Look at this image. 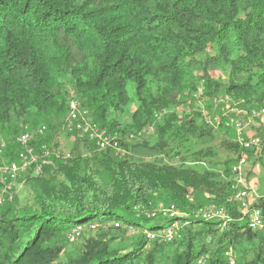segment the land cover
<instances>
[{
    "label": "trees",
    "instance_id": "1",
    "mask_svg": "<svg viewBox=\"0 0 264 264\" xmlns=\"http://www.w3.org/2000/svg\"><path fill=\"white\" fill-rule=\"evenodd\" d=\"M72 90L119 150L62 128ZM195 94L208 109L227 97L232 112L180 113ZM262 108L264 0H0V164L18 161L26 132L38 158L10 189L0 180V264H228L227 250L264 264V232L234 198L243 150L225 124L244 114L264 137L251 115ZM60 134L76 141L66 155ZM257 166L254 155L246 183ZM209 205L225 217L204 216Z\"/></svg>",
    "mask_w": 264,
    "mask_h": 264
},
{
    "label": "built area",
    "instance_id": "2",
    "mask_svg": "<svg viewBox=\"0 0 264 264\" xmlns=\"http://www.w3.org/2000/svg\"><path fill=\"white\" fill-rule=\"evenodd\" d=\"M68 110L67 116L62 122V128L67 132H76L79 136H86L90 140L96 142L97 147L102 150L106 147H111L115 151L119 150V142L114 136H109L104 128L97 126L92 118L91 113L88 109L81 107L79 100L75 97L72 91L68 94ZM221 102H229V98L219 99ZM216 101V100H215ZM254 115L264 116V108L260 109L258 112H252ZM249 118V116H248ZM227 126H232L235 131L236 141L243 150V152L238 157L237 161L232 164L231 173H233V179H235L234 184V198L238 201L239 206L243 212L247 215L246 221L247 226L253 231L264 232V202L260 206H254L258 199L261 198V194L257 192L256 188L252 185H248L244 178V168L249 162L250 157L256 155L257 157L264 160V137L261 135H256L252 131L246 130L249 126L250 121H241L233 116H230L228 120H225ZM45 128L42 126L39 129V133H43ZM32 139V134L26 132L18 135L15 139V143L19 144L20 149L17 152L18 161L4 162L3 165L0 164V180L5 182L6 189H10V185L18 180V177L25 171V169L34 161H37V157L34 153L33 145L30 143ZM7 144L5 140L0 137V162L3 161V153L5 151ZM43 155L46 156L48 151L45 146H42ZM251 153V155L249 154ZM250 155V156H249ZM37 167L36 169H38ZM21 182H19L18 187H21ZM2 203L0 196V204ZM172 207L163 210V215L171 213ZM204 216L213 217H225L224 208H215L214 205H209L205 207ZM115 226L118 224L115 223ZM90 227H94L91 225ZM83 227L77 225V228L73 229L72 232L67 236L69 242H75L77 237H79L80 232ZM179 230V225L177 223L165 227L162 230V238L166 241H172L175 236H177ZM145 236L148 239H154L156 234L151 231H145ZM228 264H235V260L230 250L225 252ZM195 264H205L204 258H199L196 260Z\"/></svg>",
    "mask_w": 264,
    "mask_h": 264
},
{
    "label": "rangeland",
    "instance_id": "3",
    "mask_svg": "<svg viewBox=\"0 0 264 264\" xmlns=\"http://www.w3.org/2000/svg\"><path fill=\"white\" fill-rule=\"evenodd\" d=\"M212 77H217L218 73L214 72L211 74ZM224 99V98H222ZM208 102V99H205L204 97L200 96L199 94H195L194 99H189L188 102L186 103V105H180L177 107L178 111L180 113L184 112L187 113L190 110H199L202 111V114L204 116L210 114V112H216V114L221 113V114H230L232 111L230 110V112H227L226 110L229 109V103H225L224 101H216L214 103L211 102L209 103L210 107L209 109L205 107V103ZM247 117V116H246ZM244 114H241V116H239L237 119L244 121L246 120ZM260 120L264 121V117L260 116ZM246 130L252 131L251 129H249L248 127L246 128ZM59 142H60V148L62 149L63 153L66 155L68 154L71 150L74 149L75 143L76 141L74 140V137H67L65 134H60L59 135ZM1 175V174H0ZM252 179L249 181V183H247L248 185H252L256 188L257 192H259L260 194H264V173L261 170V168H259V166H257L254 170V175L251 177ZM20 188V187H19ZM23 190V188H22ZM22 190H20V192H22ZM140 225L144 226L145 228L151 227L153 224L151 221L148 222H140ZM233 258L235 260V264H239L238 262V255L234 253H232Z\"/></svg>",
    "mask_w": 264,
    "mask_h": 264
},
{
    "label": "crops",
    "instance_id": "4",
    "mask_svg": "<svg viewBox=\"0 0 264 264\" xmlns=\"http://www.w3.org/2000/svg\"><path fill=\"white\" fill-rule=\"evenodd\" d=\"M256 168V167H255ZM255 170V169H254ZM262 194V193H261Z\"/></svg>",
    "mask_w": 264,
    "mask_h": 264
}]
</instances>
